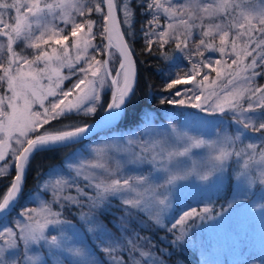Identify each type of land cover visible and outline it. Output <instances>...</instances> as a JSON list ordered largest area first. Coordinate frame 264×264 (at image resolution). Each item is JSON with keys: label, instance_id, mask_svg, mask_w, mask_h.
Segmentation results:
<instances>
[{"label": "snow or ice", "instance_id": "obj_1", "mask_svg": "<svg viewBox=\"0 0 264 264\" xmlns=\"http://www.w3.org/2000/svg\"><path fill=\"white\" fill-rule=\"evenodd\" d=\"M138 36L164 62L159 92L139 86ZM260 78L264 0H0V264H186L197 247L211 264L192 229L223 213L174 215L173 194L195 178L234 182L229 208L253 210L256 187L264 201Z\"/></svg>", "mask_w": 264, "mask_h": 264}, {"label": "trees", "instance_id": "obj_2", "mask_svg": "<svg viewBox=\"0 0 264 264\" xmlns=\"http://www.w3.org/2000/svg\"><path fill=\"white\" fill-rule=\"evenodd\" d=\"M92 19H97L95 13L91 15ZM145 19V17L137 14V24L136 29L137 33L139 32L140 23ZM95 31V28L93 29ZM99 40L95 41L98 43ZM135 48V58L138 62V69L140 73V88L147 90L148 86H151V91L159 92L163 86V81L156 72L158 67H163L164 62L159 60L156 57L151 56L150 54L143 51V42L137 37L136 43L134 44ZM101 59L103 57H100ZM143 61V63H140ZM158 106V105H154ZM177 112H185V109H176ZM100 112L97 113L95 117L88 118H79L84 120V122H89L96 118ZM73 119H77L73 117ZM63 159V154L57 156H50L46 159V162L43 163L44 170L52 164H59ZM14 175V172L12 173ZM11 180V176H6L0 179V195L6 191ZM37 179L35 169L29 173L27 180L24 185V191L29 192L36 186ZM233 184L228 185L227 190L221 194L215 196L214 193L210 192L207 195L208 200L212 202L215 207L216 213H223V217L218 218L214 221H204L197 222V227H193L192 232L194 233V239L197 241H203L205 245H211L213 251L209 258L213 255L219 254L221 259L220 264H244V262L252 257L261 258L264 256V220L261 219L264 216V210L256 212L255 218H258V221L250 220V215L248 213L242 212L240 210H235L232 213L225 215V207L227 203L228 196L231 192ZM260 193V188L256 187L252 190L250 200L255 201L256 204L260 201L258 199ZM243 199L247 202L248 199ZM27 206H34L29 204L27 200L23 201ZM183 205V204H182ZM240 206V205H239ZM199 208V207H197ZM69 219H73L70 215ZM261 228V232L257 231ZM149 233H142V235H148ZM160 235H163L162 233ZM258 236L259 238L255 237ZM158 239V238H157ZM221 243V248L219 249L218 244L213 248L214 243ZM165 246L167 241L164 242ZM184 260L186 264H202L205 260V257L201 254L199 247L192 248L190 251L184 252ZM214 258V257H212ZM176 257L174 256L169 264H174Z\"/></svg>", "mask_w": 264, "mask_h": 264}, {"label": "rangeland", "instance_id": "obj_3", "mask_svg": "<svg viewBox=\"0 0 264 264\" xmlns=\"http://www.w3.org/2000/svg\"><path fill=\"white\" fill-rule=\"evenodd\" d=\"M250 59L251 58H249V60ZM214 75L215 74L213 73V76ZM69 83L70 82H65L64 87L67 88ZM259 84L264 85V78L259 79ZM0 90H2V89H0ZM184 113L185 114L190 113L194 117H200V118H203V119H206L209 121H219V120L223 119V117H221V116H212V115L202 114V113H199L198 110L190 109V108L185 109ZM233 192H234V182H233V186L231 188V192H230L228 199H227V203H226V207H225L226 211H224L225 215H227L228 213H232L235 210H237V211L240 210L242 212L248 213V215H250V220H254L256 211H253L252 208H250L246 205L241 206V203H248L249 202V201L246 202L243 199V197L238 198L239 202L233 203V208L228 207V203L232 201ZM209 193H210L209 191H206L204 189V185H202L201 182L196 181L195 178H192L190 181L180 182V184H178L177 191L174 192V194H173L174 195V201H173V203H174V215H178L179 213H181L184 210L189 209L190 207H199V208L203 207L204 204L209 202V200L207 198V195ZM215 196L218 197L217 194H215ZM251 204L253 207L256 204V202L251 201ZM196 221L200 222L199 220H196ZM254 221H258V218L257 219L255 218ZM257 231L261 232V228L256 230V232ZM255 237L259 238L257 235ZM217 244H218V247L220 249L222 247L221 243L217 242ZM217 244L215 242L213 245V248H215ZM212 257H214V258H212ZM221 259L222 258L220 257L219 254L213 255V256H211V258H209V260L211 261V264H220Z\"/></svg>", "mask_w": 264, "mask_h": 264}, {"label": "clouds", "instance_id": "obj_4", "mask_svg": "<svg viewBox=\"0 0 264 264\" xmlns=\"http://www.w3.org/2000/svg\"><path fill=\"white\" fill-rule=\"evenodd\" d=\"M198 179H199V177H198ZM261 204H264V202H258L257 204H255L253 206V211H259L261 208Z\"/></svg>", "mask_w": 264, "mask_h": 264}, {"label": "water", "instance_id": "obj_5", "mask_svg": "<svg viewBox=\"0 0 264 264\" xmlns=\"http://www.w3.org/2000/svg\"><path fill=\"white\" fill-rule=\"evenodd\" d=\"M134 58H135V55H134ZM101 115H102V113H100L96 118H94L93 120L89 121L88 123H93L94 121L99 120L101 118Z\"/></svg>", "mask_w": 264, "mask_h": 264}]
</instances>
